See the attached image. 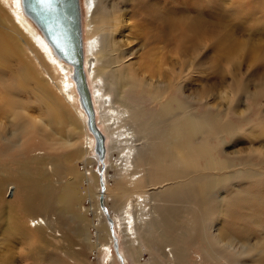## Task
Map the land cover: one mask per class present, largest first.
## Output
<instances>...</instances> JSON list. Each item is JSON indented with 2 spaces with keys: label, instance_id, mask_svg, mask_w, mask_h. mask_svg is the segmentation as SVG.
I'll use <instances>...</instances> for the list:
<instances>
[{
  "label": "bare ground",
  "instance_id": "obj_1",
  "mask_svg": "<svg viewBox=\"0 0 264 264\" xmlns=\"http://www.w3.org/2000/svg\"><path fill=\"white\" fill-rule=\"evenodd\" d=\"M119 1L83 0L81 4L84 72L95 113V125L105 140L103 171L101 173L100 167H97L98 171L93 172L92 175L96 177L90 178L93 191L89 184L84 188L85 198L89 199L88 202L92 200L90 207L85 208L84 212L91 213L97 222L95 224L94 220H89L88 230L94 228L97 230L96 234L99 229L104 230L97 236L98 241L93 243L87 232L86 240L91 250L102 255L100 264H113L115 258L118 260L117 255L121 256L125 264L119 243L127 245L129 251L138 256L146 253L153 264H191L189 248L195 245L207 264H219L220 261L240 264V258H257L258 264H264V201L260 198L264 194V152L259 151L264 148V144L250 152V158L239 156L236 160H228L229 162H214L210 158L212 149L205 138L218 134L222 124L214 119L213 112L209 110L207 95L203 92L199 103L192 107L207 111L200 118H196L191 112L184 114L183 104L178 103L175 109L161 106L157 122L165 121L168 113H174L180 118L160 140L170 154L155 146L147 148L148 131L140 121L141 111L137 106L140 101L149 100L150 85L144 83V64L147 60L143 59L135 65L122 63L120 49L112 34L118 25L115 8ZM139 8L143 13L154 14L152 7L141 0ZM0 18L4 23H10V28H6L8 32H3V29L0 31V65H10L8 58H14L16 64L22 67L21 71L13 72L14 77L21 79L16 87L20 88L24 81L30 80L38 90L36 99L44 108L47 126L65 125L70 129L68 138L63 142L55 144L48 138V150L56 151L63 146L71 149L72 153L69 156L49 158L39 148V132L44 133L40 117L32 122L18 112L11 113V109L21 108L20 104L14 99L6 101L0 97V234L20 236L27 243L25 251L28 254L30 251L40 252L43 249L46 240L41 230L48 237L49 230L51 236L61 238V234L59 236L55 232V222L52 223L50 217L41 216L40 213L54 211L57 222L62 227L70 224L68 219H71L75 223L74 234L78 238L84 235L82 217L75 212L78 200L72 183H76L69 177L67 161L76 158L89 165L93 162L90 157V153H93L97 165L96 143L87 127V116L71 78L72 66L55 54L36 25L24 13L21 0H0ZM92 24L95 25L89 33V26ZM186 31L188 34L199 35V26L197 23L186 26ZM5 34L9 36L6 37ZM88 36H91L89 40ZM22 45L27 47L26 53ZM28 52H31V56ZM25 60L29 63L27 67L24 66ZM42 74L45 75L44 78ZM37 75L40 76L39 79ZM148 77L152 79L153 73ZM10 87L8 84L4 89L7 91ZM181 94L179 89L177 95ZM244 94L247 100L252 98L255 101L264 95V83L256 92L250 94L245 90ZM150 97L154 101L159 98L158 95L151 94ZM3 113L9 116L5 117ZM3 119L8 121L3 122ZM221 131H226V128ZM231 134L228 136L234 137L233 131ZM31 135L37 141V146L28 151L24 148V139ZM113 136L115 137L112 138ZM197 136H201V139L194 144L193 140ZM80 138L85 142L83 148L79 144ZM260 139L264 141V132ZM214 140L218 146L226 144L224 138L215 136ZM116 144H121L123 148L114 164L115 168H120L115 174L112 187L107 182L111 177L106 172V161L111 146ZM138 146H141V151L137 149ZM28 152L30 155H27ZM199 159L206 160L209 167L220 165L221 176H212L211 179L201 174ZM167 160H175V163L173 161L170 164ZM188 167L191 168L190 174L186 173ZM8 168L18 171H9ZM44 168L50 171L51 176H44ZM211 174L208 171V175ZM53 177L56 178L55 181ZM80 181L86 183L87 179L81 177ZM156 181L173 182L156 192ZM226 183L229 185L225 186ZM236 185L242 187L235 190ZM221 188L225 189L224 194H229L227 197L224 195L222 198L218 194ZM56 189L58 193L55 192ZM245 189L259 194H254L256 197L250 199L253 194ZM8 190L11 192H7ZM50 194H53L52 197ZM100 195L103 197L102 205L99 202ZM54 198L60 205L51 209L47 202H52ZM168 201L187 206L178 208L162 205ZM107 202H112L118 208V213L108 211ZM188 206H195L198 211ZM106 213L110 217L114 237ZM213 214L224 217V221L216 234L211 230L208 234L207 228L211 226ZM244 215H250V218L244 220V226L251 228L254 225L255 236L250 237L248 230L238 227L241 216ZM67 237L65 233L63 238ZM235 242L242 244L241 250L232 247ZM166 253L167 256L170 255V260L166 258ZM34 259L38 264H50L44 262L46 257L42 254L40 258ZM52 259L57 264H70L71 258ZM135 261L139 264L138 258ZM193 264L201 263L200 260H195Z\"/></svg>",
  "mask_w": 264,
  "mask_h": 264
},
{
  "label": "rangeland",
  "instance_id": "obj_2",
  "mask_svg": "<svg viewBox=\"0 0 264 264\" xmlns=\"http://www.w3.org/2000/svg\"><path fill=\"white\" fill-rule=\"evenodd\" d=\"M141 1L150 5L154 14L149 15L141 12L139 8L140 0H123V2L120 0L115 8V17L118 20V25L112 31V34L120 49L122 63L135 65L141 63L143 59L147 60V63L144 64L146 67L144 83L145 85H150L148 91L151 95L159 96L154 101L148 94L149 100L140 101L139 105H137L141 111L140 121L148 131L147 148L155 146L159 150L169 153L165 145L160 143V140L162 135L165 132H169L180 118L174 113H168L165 121L157 122L156 118L160 113L161 106L175 109L178 103L183 104L184 114H190L191 112L196 118H200L207 111L192 107L199 103L198 100H200L201 94L204 92L207 95L209 110L213 112L214 119L219 120V123L222 124V126L219 125L221 129L218 134L210 137L206 135L207 138L205 139L212 149L210 158L214 162L223 163L224 161L229 162L228 160L230 159L236 160L239 156L244 159L252 157L249 153L256 147H260V144H264V141L262 142L260 139L261 134L264 132V95L259 96L255 101L252 98L247 100L244 96V91L248 90L250 94L254 93L264 83V0ZM82 3L83 0H81ZM87 18H90V14L87 15ZM196 23L199 26V35L195 33L188 34L186 26L196 25ZM94 25L89 26V33L94 28ZM6 28H10V23H4L0 18V31L3 29V32H8ZM5 36H9V34H5ZM90 38L91 36L87 37L88 40ZM22 47L26 53L27 47L25 45H22ZM5 54L8 53L5 52ZM28 55L31 56V52H28ZM8 62L10 65H0V97H3L6 101L14 99L20 104L21 108H13L10 111L11 113L18 112L32 122L40 117L42 120L41 124L44 126V133L38 131L39 148H42L49 158L51 156H69L72 150L68 147L62 146L56 151H49L48 138L55 144L56 142H63V140L68 138L70 129L65 125L61 127L47 126L48 120L44 116V108L36 99L37 88L29 79L28 82L24 81V84L17 88L16 83L21 79L18 80L17 77H14L13 72L15 70L17 72L21 71L22 67L16 64V61L11 56L8 58ZM35 64L37 63L35 62ZM24 66H29L27 60L24 61ZM151 73H153L154 77L149 79L148 75ZM39 78L40 76L37 75V79ZM8 84L11 87L6 91L4 87ZM179 89H181V95H177ZM132 103L134 106L135 103L133 101ZM3 115L5 117L9 116L7 113H3ZM185 117L187 116L185 115ZM7 121L8 119H3V122ZM25 124L28 123L25 121ZM257 124L259 126H256ZM225 128L226 131H221ZM232 131L234 132V137L228 136L232 135ZM115 132L113 131V133ZM215 136L224 138L226 144L218 146L217 141L214 140ZM200 139L201 136L195 137L193 143H197ZM24 141H26L24 148L28 151H32L37 146V141L32 138V135L26 137ZM79 144H82V148L85 146V142L82 139ZM122 148L121 144L112 145L108 153L106 172L108 177L111 178L107 182L112 187L116 179L115 174L119 172L120 168H115L114 164L119 158ZM137 149L139 151L142 150L141 146H138ZM263 149L259 151L262 153L264 152ZM172 154L176 155L175 152ZM27 155H30V152ZM90 157L93 162L89 165L85 161L76 158L67 161V166L70 168L69 177L72 182L76 183V185L72 183L78 200L75 212L82 217L81 224L84 235L78 238L74 234L75 223L71 219H68L70 224L62 227L57 222V215L54 211L40 213L41 216L50 217L52 223L55 222V232L59 236L61 234V238L51 236L49 230L48 237L41 230L46 240L43 249L40 252L30 251L26 254L27 243L20 236H4L0 234V264H38L34 258H40L41 254L46 257L44 262L50 264H57L52 258H71L69 259L70 264H100L102 255L96 250H91V246L86 240L88 232L92 243L98 241L97 236H100L103 230L99 229L97 234V230L94 228L88 230L89 220L91 222L94 220L95 224L97 222L93 219L91 213L86 214L84 212V209H88L92 202V200L88 202L89 199L85 198L84 188L89 184V188L93 191V183L90 178L93 176L96 179L92 174L94 171H98L93 153H90ZM173 161L175 163V160H167L170 164ZM198 167L202 168L201 174L208 178L212 176V178H219L221 176V173H219L220 165L209 167L206 160L199 159ZM7 170L18 171V169L14 168H8ZM186 170V173L190 174L191 168L188 167ZM224 170L226 173L227 170L225 168ZM42 171L45 177L51 176L50 171L46 168ZM208 171H211L212 174L208 175ZM90 172L92 173L89 176L86 175ZM81 177L87 179L86 183L80 181ZM12 180L17 179L12 178ZM53 180L55 181L56 178L53 177ZM172 182L156 181L154 188H156V192H159ZM228 185L229 183L225 184V186ZM240 187L242 186L237 187L236 185L234 189L238 190ZM222 188L218 191V194L222 198L224 195L227 197L229 194H224L223 191L225 189ZM57 189L55 192L58 191ZM245 191L253 194L250 199L255 198V195L259 194V192L256 193L254 190L251 192V190L245 189ZM7 192L10 193L11 191L8 190ZM53 194H50L51 197ZM263 195L260 196L262 201H264ZM5 198L8 200V197ZM57 201L55 199L47 203L52 209V207L55 208L60 205ZM106 204L108 211L118 213V208L112 202H107ZM162 205L178 208L187 206L171 201L162 203ZM188 207L195 208L194 210L198 211L195 206ZM248 218H250V215L241 216L238 227L248 230L251 234L250 237H252L255 236L254 225L251 228L244 226V220ZM212 220L211 226L207 228L208 234L210 230L214 234L218 232L224 217H219V214H213ZM65 233H67V238H63ZM119 245L125 264H137L135 258H138L139 264H153L146 253L138 256L130 252L127 245L120 243ZM240 245L235 242L232 247L238 250ZM241 248L243 247L241 246ZM243 249L242 252L244 251ZM189 252L191 264L195 260H200L201 264H207L201 258V252L197 246L192 245L189 248ZM166 258L168 260L171 259L169 254L167 256V253ZM115 259L113 264H120L119 260ZM257 261V258H240L238 262L240 264H258ZM219 264H226V262L220 261Z\"/></svg>",
  "mask_w": 264,
  "mask_h": 264
},
{
  "label": "water",
  "instance_id": "obj_3",
  "mask_svg": "<svg viewBox=\"0 0 264 264\" xmlns=\"http://www.w3.org/2000/svg\"><path fill=\"white\" fill-rule=\"evenodd\" d=\"M21 6L24 13L53 48L55 54L72 66L71 78L75 83L81 106L87 116V127L95 138L97 167H100L102 173L105 140L95 125V113L84 72L81 2L80 0H21ZM101 173L100 180L102 182ZM99 202L100 205L103 204L102 195L99 197ZM106 219L114 237L112 223L107 213ZM114 248H117L115 239ZM117 257L120 264H124L121 256L117 255Z\"/></svg>",
  "mask_w": 264,
  "mask_h": 264
}]
</instances>
